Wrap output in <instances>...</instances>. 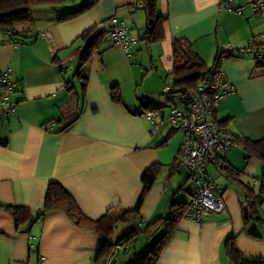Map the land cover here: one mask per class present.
<instances>
[{
	"label": "crops",
	"instance_id": "obj_1",
	"mask_svg": "<svg viewBox=\"0 0 264 264\" xmlns=\"http://www.w3.org/2000/svg\"><path fill=\"white\" fill-rule=\"evenodd\" d=\"M85 1H49L31 8L13 37L0 30V70L12 74L16 102L14 115L0 122V264H102V244L118 245L132 224L114 220L135 207L142 174L153 165L158 173L140 218L167 217L174 202L187 205L194 186L187 170L173 165L183 137L166 124L151 134L144 106L154 104L151 96L164 85H174V42L209 69L217 52L264 40L263 20L248 8L241 15L220 9L219 0H157L164 21L163 37L155 41L146 38V13L138 0H97L81 15L59 20ZM112 17L129 23L137 43L126 58L103 35L85 59L83 79L77 70L86 39L80 35L94 26L104 29ZM45 30L51 39L29 36ZM19 35L23 41L13 46ZM221 69L234 92L218 101L214 119L241 141L263 139L264 64L242 53L224 59ZM219 157L258 188L264 163L257 156L237 148ZM217 163L207 171L222 188L226 214L213 213L201 223L180 218L156 264H233L226 247L231 236L241 264H264V201L256 217L262 237L255 238L246 232L255 218L245 223V191ZM51 182L65 188L86 217L98 220L96 231L77 226L62 210L41 214ZM8 205L26 207L27 221L17 224ZM118 246L110 264H131V257L116 256Z\"/></svg>",
	"mask_w": 264,
	"mask_h": 264
},
{
	"label": "built area",
	"instance_id": "obj_2",
	"mask_svg": "<svg viewBox=\"0 0 264 264\" xmlns=\"http://www.w3.org/2000/svg\"><path fill=\"white\" fill-rule=\"evenodd\" d=\"M219 5L220 9H227L238 15L248 8L254 17L264 21V0H219ZM103 31L110 43L120 47L125 57L129 58L131 48L137 43V37L132 34L129 23L112 17ZM8 34L11 35V32ZM40 35L51 39L48 30L37 32L34 36ZM11 44L16 46L18 42L13 41ZM232 52L249 53L254 60H261L264 57V40L256 42L250 39L244 47L224 49L192 88L181 90L170 84L164 85L157 94L159 108L143 113L150 124L151 134L166 124L183 137L175 163L179 168L187 170L194 186L184 217L197 223L213 213L226 214L222 189L210 178L208 166L217 162V156L243 148L240 140L228 135L214 119L218 101L234 92V86L227 81L221 69L222 61ZM14 91L12 74L7 70H0V122L8 121L14 115ZM166 109L167 113L164 112ZM45 128L50 129V124ZM118 247L112 246L105 264L111 263Z\"/></svg>",
	"mask_w": 264,
	"mask_h": 264
},
{
	"label": "trees",
	"instance_id": "obj_3",
	"mask_svg": "<svg viewBox=\"0 0 264 264\" xmlns=\"http://www.w3.org/2000/svg\"><path fill=\"white\" fill-rule=\"evenodd\" d=\"M49 1L56 3L60 0H0V30H5V32L8 33L11 32V35L8 34V36L13 37L14 27L17 24L27 22L30 19L31 8L43 5L45 3H48ZM96 1L97 0H86L85 2L81 3L75 10L64 13L59 18V20L67 21L81 15ZM138 2L140 3L141 8L146 13V38L149 41L160 40L163 37L162 24L164 18L157 13V0H138ZM30 32V37L34 36L37 33V31H33L31 33ZM103 35V29H100L96 26L85 30L80 35L82 38L86 39L85 46L81 47L80 49V65L77 70V73L83 79L86 78L85 74L87 69L84 63L85 59L89 56L93 45H95L97 42L100 43L102 41ZM15 40L16 41L14 42H18V44H20L23 41V37L20 36L18 40ZM178 43L179 42H174L173 44V53L175 58H177V64L173 67L172 71L174 83L173 86L181 90H186L195 86L196 82L201 78V76L206 73L208 69L205 68L204 62L189 49L183 48L182 50H180ZM220 52L216 53L215 58H217ZM232 55H235V53L232 52L230 56ZM256 62L263 65L264 57L261 60H256ZM157 101L158 102L154 103L153 105L150 103H146L144 107H147V110L157 109L160 106V101L158 99ZM240 142L243 149H245L248 154L257 156L264 163V138L259 140L243 139L242 141L240 140ZM219 156H217V161L219 163H217L218 168L221 169V171H223L226 175L229 174L237 181H239L238 185H240L243 191H245L244 193L246 200L241 202L242 208L245 207L248 211V219H245V223H248V221L253 218H255L253 219V221H256L258 208L264 201V175L258 188L254 189L251 184L245 182L242 179V176L238 170H235L232 166L226 164L224 160H221L219 162ZM173 165L178 168L175 161ZM157 173L158 167H156V165L150 166L144 171L141 177L142 190L135 207L131 210H125V212L119 213L116 220H114L115 223H128L132 221V224L129 226V231L126 234L121 235L117 240L118 245H125L124 249L130 248V243L134 242L137 239L138 235H143L145 238H147V240H151L152 238L158 236V239L155 241L153 246L149 248L145 255L135 264H156L163 244L170 237V233L176 225L177 221L184 216V212L186 209L185 203L174 202L173 207L171 208V211L167 217H159L152 220L140 218L139 208L142 203L143 197L154 183ZM5 210H7L13 216L17 224H21L27 221L30 216L29 210L26 207L22 206L8 205L5 206ZM53 210H62L77 226L86 227L88 225H92L94 231H96L97 229L96 222H98V220H96L95 222L94 220L86 217L79 206L76 204L70 193L57 182H51L48 184L43 199L41 214ZM259 219L261 220L260 217ZM110 221L113 222V220ZM102 240L105 243L106 237L102 236ZM107 243L109 244H102L101 246V249L104 248L102 264H105V262L107 261V258L111 252V248L113 246L109 241H107ZM226 247L230 258L233 261V264H241L238 258V251L234 247L232 236L227 240Z\"/></svg>",
	"mask_w": 264,
	"mask_h": 264
},
{
	"label": "rangeland",
	"instance_id": "obj_4",
	"mask_svg": "<svg viewBox=\"0 0 264 264\" xmlns=\"http://www.w3.org/2000/svg\"><path fill=\"white\" fill-rule=\"evenodd\" d=\"M132 28H133L134 32H137L136 30H134L135 26H133ZM151 97H152L153 103L158 102L156 95L151 96ZM162 129L159 132H161ZM164 130L166 131V128H164ZM157 237H154L151 240H146V239H144L142 237H139V235H138L137 239L134 242L130 243L131 248H128L127 251H125L124 250L125 245L124 246H120L121 248L118 251L116 256L119 255L120 258H122L123 256H129L132 259H134L131 264H133V263L135 264L139 259H141L145 255V253L148 251V249L153 246L155 241L158 239ZM130 262H129V264H130Z\"/></svg>",
	"mask_w": 264,
	"mask_h": 264
},
{
	"label": "water",
	"instance_id": "obj_5",
	"mask_svg": "<svg viewBox=\"0 0 264 264\" xmlns=\"http://www.w3.org/2000/svg\"><path fill=\"white\" fill-rule=\"evenodd\" d=\"M243 217L244 219H248V211L247 208L243 207ZM246 232L248 235L255 237V238H261L262 233L259 231L256 221H252L247 227Z\"/></svg>",
	"mask_w": 264,
	"mask_h": 264
}]
</instances>
